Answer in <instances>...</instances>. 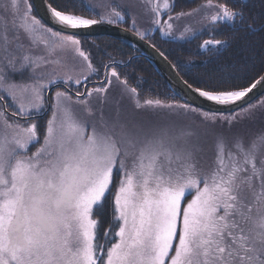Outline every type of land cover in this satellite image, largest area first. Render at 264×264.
Wrapping results in <instances>:
<instances>
[{"label":"snow or ice","instance_id":"6c2138e0","mask_svg":"<svg viewBox=\"0 0 264 264\" xmlns=\"http://www.w3.org/2000/svg\"><path fill=\"white\" fill-rule=\"evenodd\" d=\"M43 2L47 22L30 0H0V264H264V130L234 131L264 112V97L248 99L264 73L178 77L215 110L141 97L111 57L89 87L99 69L76 32L130 22L123 30L142 40L187 39L222 23L255 31L257 18L234 0L190 11L175 0ZM195 15L199 29H181ZM113 87L151 116L127 114ZM48 112L41 131L37 116Z\"/></svg>","mask_w":264,"mask_h":264},{"label":"trees","instance_id":"16d2710c","mask_svg":"<svg viewBox=\"0 0 264 264\" xmlns=\"http://www.w3.org/2000/svg\"><path fill=\"white\" fill-rule=\"evenodd\" d=\"M201 1L203 0H175L176 10L181 11L183 5L192 9L196 8ZM72 2L79 6V0H72ZM235 3L237 7L244 6L247 15L257 18L258 24L255 31L245 30L238 25L222 23L217 26V31L214 34L196 33L192 38L183 40L173 37L162 38L154 33L148 34L147 39L165 53L171 63L176 66L180 76L185 79L196 77L208 80L210 77L234 72H240L247 76L263 73L264 29L259 28V18L264 15V0L236 1ZM81 14L87 15L83 11ZM121 25L129 26V24ZM213 38L224 41V46L218 49L200 47L204 40ZM80 39L85 50L91 53L93 62L99 69V75H94L95 79L102 78L104 72L102 65L109 63L111 57L117 62V71L121 73V76L126 77L131 86H138L141 97L158 96L163 98L165 95H175L144 58L134 57L127 63L135 55L134 50L127 45L107 37ZM185 72L188 73L187 76H185ZM176 99L180 101L177 97ZM137 114L133 111L132 115ZM147 114L151 116V112L148 111ZM39 125L40 130L43 131L44 125L42 123ZM261 130H264V112L261 111H257L252 119L241 121L234 129L240 134L242 132L256 134ZM110 213L109 205L103 210L102 219L105 223L111 219Z\"/></svg>","mask_w":264,"mask_h":264},{"label":"water","instance_id":"95a60500","mask_svg":"<svg viewBox=\"0 0 264 264\" xmlns=\"http://www.w3.org/2000/svg\"><path fill=\"white\" fill-rule=\"evenodd\" d=\"M31 4L33 5L36 14L39 17H42L45 22H47L48 15L46 13L43 0H31ZM123 29L125 28L118 25H109L105 23L92 26L90 28L78 29L76 32L78 33L79 37H97L107 35L129 44L136 51L135 55L130 58L129 62L134 57L144 58L166 82L170 88V91L179 97L182 102H188L195 106H199L203 110H215L221 107L211 102L204 101L202 98L196 97L194 94L188 93V91L184 89L183 85L179 82L178 77L181 76L178 74L176 69L170 67V65L173 64L168 59H164L159 55L160 51L152 47L146 41L140 39L135 35V33L125 31ZM263 94L264 88L258 87L252 94H250V97L248 98L249 102H254L259 96H262ZM227 108L231 110H238L235 108V106H227Z\"/></svg>","mask_w":264,"mask_h":264},{"label":"rangeland","instance_id":"374dc122","mask_svg":"<svg viewBox=\"0 0 264 264\" xmlns=\"http://www.w3.org/2000/svg\"><path fill=\"white\" fill-rule=\"evenodd\" d=\"M30 3H31V1H30ZM35 14V13H34ZM0 15H3V12H2V10H0ZM38 16V15H37ZM198 17L200 18V16L198 15ZM38 18H39V16H38ZM146 22H148V21H146ZM146 22H144L143 23V28H141V30L143 31L144 30V28H145V26L146 25H144ZM195 25H197L198 23H194ZM193 24V25H194ZM179 25H180V27H181V29L183 28V26H182V24H181V21L179 22ZM192 25V26H193ZM194 25V26H195ZM200 27V26H199ZM199 27L197 28V29H199ZM194 29V28H193ZM199 31H197L196 33H198ZM178 33V32H177ZM178 36H179V33H178ZM178 36H177V38H178ZM193 36L191 35V34H189V37L188 38H192ZM79 38H85V37H79ZM187 38V39H188ZM179 39V38H178ZM184 40V39H183ZM168 59V58H167ZM171 62V61H170ZM179 74V73H178ZM180 75V74H179ZM103 76H104V72H103V75H102V78L100 77V78H97V79H95V77L94 76H92L91 77V81H97V80H102L103 79ZM92 86H94V85H89V87H92ZM56 90H58L57 88H53L52 90H51V92L49 93V95H54V93H55V91ZM60 90H62V89H60ZM119 92H120V89L118 88V87H113V89L111 90V95H112V97L113 98H115L117 101H120V103L123 105V108H124V110H125V112L127 113V114H129V115H132L133 114V104L127 99V98H125V99H123L122 101L120 100V96H119ZM147 112L148 111H139V112H137L138 114L136 115V118H137V116H145L144 117V119H148L150 116H149V114H147ZM140 113H143V114H140ZM48 116H50V112H48V113H40L38 116H37V119H36V122L39 124V123H42L44 126L46 125V121H47V119H48ZM138 119V118H137ZM190 119H195L194 117L193 118H190ZM40 120V121H39ZM242 135H245V136H252V135H254V134H252V133H249V132H242ZM35 149H33V151H34ZM190 198V197H189Z\"/></svg>","mask_w":264,"mask_h":264},{"label":"bare ground","instance_id":"6f19581e","mask_svg":"<svg viewBox=\"0 0 264 264\" xmlns=\"http://www.w3.org/2000/svg\"><path fill=\"white\" fill-rule=\"evenodd\" d=\"M31 1V0H30ZM190 1V0H189ZM204 1V0H203ZM203 1H201L199 4H201V3H203ZM238 2V1H246V0H234V2ZM198 4V5H199ZM183 5V4H182ZM192 8H188V7H186V6H184L183 5V7L181 8V10H183V11H190ZM33 11H34V13L36 14V12H35V10H34V8H33ZM176 11H178V10H176ZM37 15V14H36ZM200 18L198 17V15H195V16H192V17H188V18H186L185 20H182L181 21V24H182V26H184V25H189V26H192L194 23H196L198 20H199ZM146 21H148V19H147V17H143V16H141V18H140V20H139V23H140V25H141V28H143V23L144 22H146ZM179 23V22H178ZM129 24H130V22H129ZM144 25H146L145 26V28H147V27H149V23L148 22H146ZM195 25V24H194ZM192 26L193 28H194V31L200 26L199 24H197V25H195V26ZM118 26H120V27H123V28H125V29H127L128 27H125V26H123V25H118ZM142 31V30H141ZM130 32H132V31H130ZM205 32H207V31H205ZM205 32H198L197 34H202V33H205ZM132 33H134V32H132ZM154 33H156L157 35L156 36H159V37H162V38H167L168 36H163V35H161L159 32H155V31H150L148 34H154ZM177 36H178V33L176 34ZM97 37H107V38H113V37H111V36H97ZM85 38H93V37H85ZM113 39H115V38H113ZM115 40H118V39H115ZM144 41H146L147 43H149L151 46L152 45H154L152 42H150L147 38L146 39H143ZM119 42H121V43H123V44H125V45H127L128 47H130V48H132L129 44H127V43H125V42H123V41H121V40H118ZM155 49H157L158 51H160L161 52V50L160 49H158L156 46L154 47ZM133 49V48H132ZM206 49H211V48H206ZM213 49H215V48H213ZM134 50V49H133ZM134 52L136 53V51L134 50ZM169 60V59H168ZM170 61V60H169ZM129 62V60L127 61V63ZM176 69V68H175ZM264 72V71H263ZM161 77V76H160ZM93 82L94 81H91L90 83H89V85H93ZM168 86V85H167ZM169 88V87H168ZM170 89V88H169ZM264 95V94H263ZM177 97V96H176ZM179 100H180V98L179 97H177ZM261 98V96H259L255 101H257V100H259ZM181 101V100H180ZM182 102V101H181ZM253 103V102H252ZM144 117L145 116H137V118L138 119H144Z\"/></svg>","mask_w":264,"mask_h":264}]
</instances>
